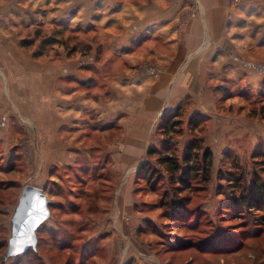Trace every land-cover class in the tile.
Listing matches in <instances>:
<instances>
[{
	"label": "rangeland",
	"instance_id": "1",
	"mask_svg": "<svg viewBox=\"0 0 264 264\" xmlns=\"http://www.w3.org/2000/svg\"><path fill=\"white\" fill-rule=\"evenodd\" d=\"M66 2L0 0V243L9 237L10 217L22 186L33 184L45 188L50 213L36 232L35 252L20 257L22 264H264V212L232 215L227 198L240 188L221 178L235 172L243 178L245 190L255 178L264 182V40H260L264 9L256 7L264 6V0L252 1L248 11L243 0H223L235 24L226 33L237 34L232 43L250 54V64L237 63L224 76L213 73V82H208L214 86L213 94L208 104L203 100L201 112L190 114V102H185L176 128L168 136L158 129L161 139L154 146L163 153L180 157L185 146L197 139L212 154L209 181L196 177L181 193H176L154 157L148 162L149 183L141 178L135 184L137 170L126 171L116 189V175L102 169V147L111 134L81 132L85 139L79 135V141L99 147L89 149L76 164L55 168L41 154L44 140L33 139L39 129L33 117L42 116L43 127L51 120V66L92 62L89 74L103 94L113 73L127 67L128 57L117 59L105 53L110 44L106 36L119 30L106 21H112L118 8L109 15L104 10L103 20L102 15L97 20L92 14L95 9L88 6L83 14L88 23L93 22L83 26L75 17L57 19L63 6L56 5ZM190 3L187 17L203 15L198 0ZM66 8L80 9L70 4ZM245 30L252 36L256 33L255 41L240 42ZM204 40L201 48L207 43ZM87 43V53H78ZM150 45L161 53L171 49L155 42ZM93 64L104 66L97 73ZM192 118L196 128L187 123ZM131 175L133 197H126L125 191L120 196L123 181ZM174 196L188 199L190 211L182 225L167 216L163 205L164 199ZM5 246L0 248V264H14L19 259L1 261Z\"/></svg>",
	"mask_w": 264,
	"mask_h": 264
},
{
	"label": "crops",
	"instance_id": "2",
	"mask_svg": "<svg viewBox=\"0 0 264 264\" xmlns=\"http://www.w3.org/2000/svg\"><path fill=\"white\" fill-rule=\"evenodd\" d=\"M252 1L255 0H243V9L250 10ZM198 3L203 15L195 17H187L185 13L190 0H67L56 5L63 6L61 17L57 19L67 21L68 17H75L83 26L93 22L88 23L83 14L88 6L95 9L92 14L97 20L99 15L103 20L104 10L109 15L118 8L110 18L112 21H106L117 25L119 30L106 36L110 44L105 53L117 59H128L125 69L113 73L105 95L96 90L99 87L94 80L97 79L89 74L92 62L78 60L77 65L68 67L70 61H66L63 67L51 66V120L43 127L44 118L34 115L39 129L33 139L40 136L44 140L40 147L45 152L41 154L46 155L53 167L76 164L89 149L91 152L99 147L87 144L81 132L111 134V139L102 147L103 169L116 175L117 189L122 174L135 172L147 161V148L160 141L161 120L185 102H190V114L201 112L200 105L208 104L213 94L214 86L208 83L213 82V73L223 75L237 63L250 64V54L232 43L237 34L226 33L235 24L234 15L223 0H198ZM67 4L80 9L73 12L66 8ZM256 7L264 9L263 5ZM253 34L241 33L240 42L255 41L257 35ZM263 37L260 40H264ZM204 38L207 43L201 48ZM152 42L171 49L161 53L150 45ZM88 45L77 52L87 53ZM143 47L144 52L137 51ZM88 52L87 58H91L93 53ZM101 66L96 64L97 73ZM79 135L84 138L82 141L78 140ZM133 176L123 181L125 189L119 192L120 196L124 191L126 197L132 196Z\"/></svg>",
	"mask_w": 264,
	"mask_h": 264
},
{
	"label": "trees",
	"instance_id": "3",
	"mask_svg": "<svg viewBox=\"0 0 264 264\" xmlns=\"http://www.w3.org/2000/svg\"><path fill=\"white\" fill-rule=\"evenodd\" d=\"M182 107L183 106H179L174 113L169 114L164 119V124H159L158 129L161 130L159 133L162 136H168V134L176 128L177 123L179 122V120H181L179 118ZM173 117L175 118L172 119ZM187 123H190V125L195 128L198 125V123L195 121V118H192ZM151 157H154L156 161L165 168L169 180L175 185L176 193H181L183 190L190 187L192 180L196 177H200L203 182H207L210 179L212 154L210 150L203 148L200 141H198L197 139L191 140L185 146L180 157L174 155L171 152L163 153L160 148L155 147L154 145H150L147 148V161H145L137 169V172L135 174V184L141 178L146 179L148 183L149 180L152 179V173L148 171V162L149 158ZM100 175H102V173ZM221 178L224 180H226V178H229L228 180L231 183H229L228 185H230V187L240 188L237 194L232 193L227 198L226 207L228 210H232V212H234L232 215H234L235 217H240L242 216V214L248 215L252 212H264V182H258V180H256L255 178V180H253L252 186L245 190V188L241 185L243 179L241 175H238L235 172L228 171V177L223 176ZM187 201L188 199L186 196H174L168 199H164L163 205L167 208V216H169L173 220L179 221L181 225L185 223L187 214L190 211V209L187 208ZM42 225L38 227L36 232L39 230V228L42 227ZM5 245L7 246V241L6 243H0V248ZM30 252L33 253L35 251L30 248L25 253H22L13 258L19 259L23 255H26ZM14 264H22V262H20L19 259L16 260Z\"/></svg>",
	"mask_w": 264,
	"mask_h": 264
},
{
	"label": "water",
	"instance_id": "4",
	"mask_svg": "<svg viewBox=\"0 0 264 264\" xmlns=\"http://www.w3.org/2000/svg\"><path fill=\"white\" fill-rule=\"evenodd\" d=\"M49 198L44 187L24 184L10 217L9 237L1 261L36 250V230L49 218Z\"/></svg>",
	"mask_w": 264,
	"mask_h": 264
}]
</instances>
